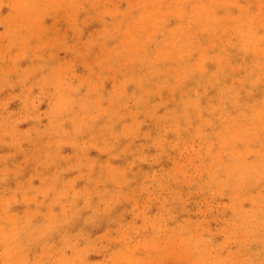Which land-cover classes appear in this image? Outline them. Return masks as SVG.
I'll return each mask as SVG.
<instances>
[{
  "label": "bare ground",
  "instance_id": "bare-ground-1",
  "mask_svg": "<svg viewBox=\"0 0 264 264\" xmlns=\"http://www.w3.org/2000/svg\"><path fill=\"white\" fill-rule=\"evenodd\" d=\"M71 1L0 0V264H264V0Z\"/></svg>",
  "mask_w": 264,
  "mask_h": 264
},
{
  "label": "rangeland",
  "instance_id": "rangeland-1",
  "mask_svg": "<svg viewBox=\"0 0 264 264\" xmlns=\"http://www.w3.org/2000/svg\"><path fill=\"white\" fill-rule=\"evenodd\" d=\"M115 1V4L116 6L119 7V10H123L124 8L121 6L122 2H124V0H114ZM74 2V5L75 7H78L80 8L81 4L84 2V1H80V0H72L71 3L73 4ZM65 17V16H64ZM99 14L97 13H90L87 21H88V25L87 24H84V26L87 25V29L88 31L87 32H83L82 30V33H87V39L81 43L82 45V50L83 52H85V49L87 47H89V45L91 44L93 40V38L97 37L98 36V30H97V24H98V19H99ZM98 20V21H97ZM84 29V28H83ZM82 35V34H81ZM66 36V35H65ZM68 36V35H67ZM48 40L50 41V44H49V48L48 49H51L50 51L54 50V52L56 53V55L59 57V60H61L62 62L64 63H68V64H73L74 61H75V57L76 55H80V56H84V54L82 53H68L66 54L63 49L60 48L61 43H62V37L61 39H55L54 37H51V38H48ZM64 41V40H63ZM67 46V45H66ZM36 58H37V53L36 51H32L29 55H28V59L29 60H32L33 62L36 61ZM27 61H23L21 63H18L19 66H23V65H27ZM93 64V60H90V65ZM72 66V65H71ZM82 68V67H80ZM7 101L5 103H7L8 107L10 109H14L16 107V104L17 102L11 98L10 96L7 97L6 99ZM34 103L35 105L39 106L40 108V111L42 114L44 113V100H45V95L43 92L41 93H37L34 98ZM66 148L65 149H59V152L60 154H62L63 158L64 159H69L71 158V148L69 146H65ZM92 154H94V151H92ZM158 172V171H157ZM80 180V179H79ZM164 196H167V193L164 194ZM166 197H160V199H164ZM184 200L186 203H188L189 199H187L186 197H184ZM215 210H220V207H215ZM154 212H157V210L154 208ZM195 212L198 213L199 212V209H195ZM138 223L140 224L141 221H138ZM60 239H57L55 240V245L58 244L59 245V242ZM176 249H179L178 247H175ZM97 263L98 264H110L108 258L106 255H103V256H100L99 258H97Z\"/></svg>",
  "mask_w": 264,
  "mask_h": 264
}]
</instances>
